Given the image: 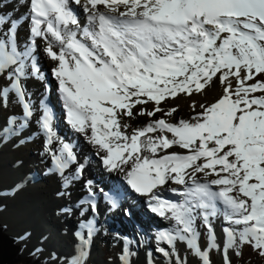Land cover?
<instances>
[{"label": "snow or ice", "instance_id": "1", "mask_svg": "<svg viewBox=\"0 0 264 264\" xmlns=\"http://www.w3.org/2000/svg\"><path fill=\"white\" fill-rule=\"evenodd\" d=\"M17 2L0 0V112L15 105L23 119L12 115L4 135L18 134L35 117L48 171L62 180L56 195H71L84 165L59 134L54 109L31 102L25 82H46L41 55L53 63L64 123L108 171L122 174L151 213L170 222L155 233L146 264H162L156 254L168 264H189L177 244L197 264H213V251L221 264H234L245 247L264 260V0H23V40L21 18L4 11ZM181 96L191 101L192 115L177 121L178 108L164 105ZM141 117L147 122L132 127ZM25 183L22 178L11 190L22 191ZM91 186L87 181L94 196ZM103 195L112 209L120 207L119 191ZM90 211H98L95 202ZM80 228L81 249L68 264H84L96 232L92 221L81 220ZM0 231L7 225L0 223ZM134 254L125 245L122 264Z\"/></svg>", "mask_w": 264, "mask_h": 264}, {"label": "bare ground", "instance_id": "2", "mask_svg": "<svg viewBox=\"0 0 264 264\" xmlns=\"http://www.w3.org/2000/svg\"><path fill=\"white\" fill-rule=\"evenodd\" d=\"M22 3L23 0H19L17 7L9 6V8L4 9L5 12H11L14 16L21 18L19 21L21 25L19 38L21 40L25 39L28 35V25L23 21V17L28 13V9L26 5L22 7ZM74 7L76 6L74 5ZM77 9L79 12L78 7ZM80 18L84 22L82 12L80 13ZM39 59L42 70L46 75V82L35 79H29L25 82L28 92L32 96L31 102L32 99L34 100L32 102L33 105H38L41 100H44L45 86L54 85L58 88L57 82L52 78L50 72L53 63L43 55ZM212 95L214 94H210L209 99H212ZM59 96L55 92L52 94L55 101L58 100ZM195 99L202 98L195 97ZM190 104L191 101L187 97L181 96L175 100H169L164 107L165 109L177 107L178 111L175 113V120L178 121L180 119H188L192 115L189 107ZM7 111L8 116L6 118L3 112H0V129L4 130L0 131V137H3V139H0V203L6 200L10 201L11 198L18 197L19 195L22 196L18 198L20 200L17 203L18 207L16 211H2L6 221L9 224H19L22 218L21 222L27 223V227L34 233V239L37 243L45 248L44 253L51 254L55 252L59 255V258L61 255L63 256L62 259L67 261H70L80 252L81 242L77 237V232L84 231L80 228L81 220L92 221L96 232L91 242L86 246L87 255L85 262L86 259L92 258L96 264H122L120 256L125 245H127L129 251L135 253L129 257L131 264H146V252H151L149 249L156 246L154 240L155 233L161 228L168 227L170 222L168 221L165 224L160 219H157L156 215L147 211L145 198L143 200L135 198L139 211L133 208V220L129 221L127 227L121 228L118 219L124 217L121 211L127 206L126 196L122 195V192L127 193V190L125 191V186L122 183L120 184L122 174L108 171L97 159L95 149L83 137L71 131L68 125L65 128L60 118H57L59 134L74 145L79 161L84 165V170L82 177L79 180L73 181L69 188L71 195L64 198L58 197L56 193L61 189V185H57V182L62 184V180L59 176L55 174L51 175L48 171L51 167L50 158L44 153L43 135L38 130L35 117L31 124L20 128L18 134L5 136L4 132L11 127L7 122L12 115H15L17 121L23 119L20 107H7ZM60 112L62 113V109L59 107L58 113ZM39 114L36 112V116H39ZM156 118H159V114ZM146 122L145 118H138V123H132V127L142 126ZM22 140L24 141L23 143H21ZM18 161L22 162V166H17ZM72 167L74 169L76 165ZM1 174L3 177L4 175L10 176L16 183L22 178H26L23 190L17 193L9 190L6 195L3 194L2 191L4 190L2 187L6 186L4 182L7 180V177L3 178ZM80 180H84V182L81 184ZM87 180L92 182L91 187L95 193L94 196H89V190L85 187ZM114 184H117V186ZM117 191L120 192L121 196L120 207L112 209L103 193L112 195ZM92 202H95L97 205L98 211L96 213L90 211V204ZM62 207L72 208L74 217L60 214L59 209ZM51 209L54 210L52 211ZM81 210L85 212L83 217L80 215ZM140 215H144L147 220L140 218ZM109 219L111 222H109ZM2 223L6 224L5 220ZM215 224L217 225L215 228L219 233V235L216 234L217 239L220 242L219 237L223 238L221 221L217 220ZM97 238L118 242L120 251L116 261L103 263L98 260ZM137 249L139 251H135ZM154 258L157 261L163 259L158 254L154 255Z\"/></svg>", "mask_w": 264, "mask_h": 264}, {"label": "rangeland", "instance_id": "3", "mask_svg": "<svg viewBox=\"0 0 264 264\" xmlns=\"http://www.w3.org/2000/svg\"><path fill=\"white\" fill-rule=\"evenodd\" d=\"M10 7H17V3H15L14 5H10ZM76 10H78V9H76ZM54 89H56V88H54ZM31 98H32V96H31ZM32 102H34L33 99H32ZM8 107L9 108L15 107V105H8ZM2 112L4 114V117L6 118L8 116V111L4 110ZM60 117H62L64 119L63 112L60 113ZM64 126L66 127V123H64ZM131 131H132V128L130 130L128 129L129 134L131 133ZM51 175H53V174H51ZM1 177H3L2 174H1ZM6 177H7V180L5 181V179H4V181H5L4 183L6 186L2 187V189L4 190V191H2L3 194H5V193L7 194L8 191L11 190V186L16 184V181L13 178H10V176L8 177V175H4L3 178H6ZM80 181H81V184H82V182H84V180H80ZM57 185H61V183L57 182ZM21 196L22 195H19L18 197L11 198L10 201L6 200V201L1 202L0 208H2V211L3 210H10L11 212H13V210L16 211V209L18 207L17 203L20 200L18 198ZM54 209H56V208H54ZM54 209H51V210L53 211ZM2 211H0V223L4 222V220H5V223L7 225V231H5L6 234H8L10 236L14 234L16 237L18 235H22L26 232L31 234L30 238L27 239L24 243H22L23 244L22 249L24 252V254H23L24 256L29 255L30 253L31 254L35 253L38 255L39 259L45 260L47 262V264H68L69 261L62 259L63 256H61V255L59 258L58 257L59 255L55 252L51 253V254L44 253L45 248L40 246L37 243V241L34 239V235H33L34 233H32V230L27 227L28 226L27 223H25L24 221H23L24 223L21 222L22 218L20 219L21 221L19 224H11V223L9 224L6 221V218L3 216L4 211L3 212ZM70 216L74 217V213L72 212L70 214ZM123 219H126V218H123ZM158 219H160L165 224L168 222V221L162 220L161 218H158ZM200 231H201V235L199 238V243H200L201 247H203L206 244L207 237L204 234L203 228H201ZM216 232H217V230H216ZM217 234L219 235L218 232H217ZM96 240H97L96 241V247H97V251H98L97 257H98L99 261H101L103 263H112L113 261H116L118 259L117 257L119 255L120 246L118 245L117 241H112L109 239H98V238ZM222 240H223V238L219 237V241L222 242ZM155 243H156V241H155ZM177 248L181 251V253H183L184 255H187L189 264H197V261L189 253H187L185 251L184 244H177ZM37 249L40 250L38 253L36 252ZM153 249L154 248L152 247L149 249V251H152ZM135 251H139V250L137 249ZM211 255H212L213 264H221V258L217 252L213 251ZM161 262H162V264H168V261L166 258H163L161 260ZM233 262H234V264H264V260H262L260 257H258L255 253L251 252V250L248 249L247 247H245L243 250V258L237 259L236 257H233ZM84 264H96V263H95V261L92 260V258H88V259H86V262L84 261Z\"/></svg>", "mask_w": 264, "mask_h": 264}, {"label": "trees", "instance_id": "4", "mask_svg": "<svg viewBox=\"0 0 264 264\" xmlns=\"http://www.w3.org/2000/svg\"><path fill=\"white\" fill-rule=\"evenodd\" d=\"M16 238L0 231V264H47L35 255H21V246L15 243Z\"/></svg>", "mask_w": 264, "mask_h": 264}, {"label": "water", "instance_id": "5", "mask_svg": "<svg viewBox=\"0 0 264 264\" xmlns=\"http://www.w3.org/2000/svg\"><path fill=\"white\" fill-rule=\"evenodd\" d=\"M16 243H19L18 241H16Z\"/></svg>", "mask_w": 264, "mask_h": 264}]
</instances>
